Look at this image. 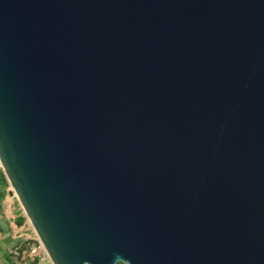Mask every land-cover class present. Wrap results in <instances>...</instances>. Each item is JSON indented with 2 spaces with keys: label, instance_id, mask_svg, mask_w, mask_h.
I'll return each mask as SVG.
<instances>
[{
  "label": "water",
  "instance_id": "95a60500",
  "mask_svg": "<svg viewBox=\"0 0 264 264\" xmlns=\"http://www.w3.org/2000/svg\"><path fill=\"white\" fill-rule=\"evenodd\" d=\"M0 163L53 264H264V0H0Z\"/></svg>",
  "mask_w": 264,
  "mask_h": 264
},
{
  "label": "rangeland",
  "instance_id": "374dc122",
  "mask_svg": "<svg viewBox=\"0 0 264 264\" xmlns=\"http://www.w3.org/2000/svg\"><path fill=\"white\" fill-rule=\"evenodd\" d=\"M0 171L3 172L0 163ZM4 174V173H3ZM7 178V177H6ZM7 195L12 197L14 211V231L18 236L16 244L11 247L9 239H4L0 232V264H53L48 254L39 241L37 232L34 231L29 218L26 217L22 205L18 202L14 190L8 182ZM10 248L6 253L3 247ZM36 250V252H34Z\"/></svg>",
  "mask_w": 264,
  "mask_h": 264
},
{
  "label": "crops",
  "instance_id": "0c3cea01",
  "mask_svg": "<svg viewBox=\"0 0 264 264\" xmlns=\"http://www.w3.org/2000/svg\"><path fill=\"white\" fill-rule=\"evenodd\" d=\"M8 191V189L4 187V185L0 182V232L4 233V239H9L11 242V247H13L17 239L22 236H18L14 231V211H13V203L12 197L4 195V192ZM6 250V253L10 249L7 248L6 245L3 247Z\"/></svg>",
  "mask_w": 264,
  "mask_h": 264
},
{
  "label": "trees",
  "instance_id": "16d2710c",
  "mask_svg": "<svg viewBox=\"0 0 264 264\" xmlns=\"http://www.w3.org/2000/svg\"><path fill=\"white\" fill-rule=\"evenodd\" d=\"M0 182L4 185L5 189L8 187V180L6 178V175L3 174L2 171H0ZM6 194H7V190L6 192H4L3 196H6Z\"/></svg>",
  "mask_w": 264,
  "mask_h": 264
},
{
  "label": "built area",
  "instance_id": "2783aa9c",
  "mask_svg": "<svg viewBox=\"0 0 264 264\" xmlns=\"http://www.w3.org/2000/svg\"><path fill=\"white\" fill-rule=\"evenodd\" d=\"M34 252H36V250H34Z\"/></svg>",
  "mask_w": 264,
  "mask_h": 264
}]
</instances>
